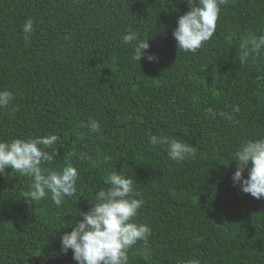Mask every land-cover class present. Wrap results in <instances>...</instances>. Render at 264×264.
Instances as JSON below:
<instances>
[{
	"label": "trees",
	"instance_id": "16d2710c",
	"mask_svg": "<svg viewBox=\"0 0 264 264\" xmlns=\"http://www.w3.org/2000/svg\"><path fill=\"white\" fill-rule=\"evenodd\" d=\"M187 10L186 0H0V89L15 94L0 109V138L57 134L51 166L71 159L79 172L75 196L59 208L50 198L26 203L31 181L11 167L0 175V264H78L60 236L116 170L138 182V220L152 227L151 259L140 242L129 264H264V198L233 186L236 163L222 164L242 139L264 136V61H238L239 41L264 28V0H229L195 54L172 35ZM128 25L149 37L158 61L130 59ZM234 106L237 126L205 115ZM89 116L102 123L99 135L88 134ZM149 134L183 139L196 158L169 159ZM82 152L91 159H77Z\"/></svg>",
	"mask_w": 264,
	"mask_h": 264
},
{
	"label": "clouds",
	"instance_id": "9594fccd",
	"mask_svg": "<svg viewBox=\"0 0 264 264\" xmlns=\"http://www.w3.org/2000/svg\"><path fill=\"white\" fill-rule=\"evenodd\" d=\"M188 10L178 17L172 35L177 49L195 54L214 35L222 7L229 0H186ZM34 18L29 17L23 24V38L27 42L34 31ZM124 45H132L130 59L139 62L145 58L149 63L158 61L156 53L150 51L149 37L142 39L140 33L128 25L122 35ZM238 61L241 66L264 61V28L259 33H249L238 44ZM15 99L9 89H0V109L8 108ZM18 108V106H17ZM16 110V109H13ZM232 113L217 112L213 107L205 109L209 118L217 116L231 121L233 126L240 121ZM88 134L99 135L102 123L89 116ZM60 137L57 134L37 135L11 140L0 138V175L11 167L13 172L26 176L31 183L23 198L29 205L50 198L59 208L67 198L75 196L79 172L71 159H65L62 167H53L58 155L56 147ZM151 146H166L169 159L180 163L195 159L197 148L183 139L163 135L149 134ZM79 160L91 159V155L82 152ZM234 161L236 169L232 174L233 186H239L244 193L256 199L264 198V136H254L241 140L226 163ZM247 175L245 176V170ZM101 188L94 194V202L87 210L72 214L74 219L64 228H71L60 236V251L67 254L78 264H129V250L142 242L144 259H151L152 227L138 220L139 210L144 206L143 193L136 187L138 183L132 176L122 171H112ZM79 216V219L75 217ZM181 264H201L196 258L182 260Z\"/></svg>",
	"mask_w": 264,
	"mask_h": 264
}]
</instances>
